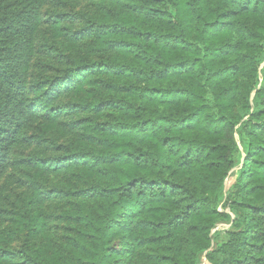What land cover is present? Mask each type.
Listing matches in <instances>:
<instances>
[{
  "label": "trees",
  "instance_id": "16d2710c",
  "mask_svg": "<svg viewBox=\"0 0 264 264\" xmlns=\"http://www.w3.org/2000/svg\"><path fill=\"white\" fill-rule=\"evenodd\" d=\"M67 1L84 8L51 22L63 67L32 87L44 1L0 0V177L39 119L70 137L18 162L36 189L0 209V264H264V0ZM66 173L85 182L57 245L40 184Z\"/></svg>",
  "mask_w": 264,
  "mask_h": 264
},
{
  "label": "rangeland",
  "instance_id": "374dc122",
  "mask_svg": "<svg viewBox=\"0 0 264 264\" xmlns=\"http://www.w3.org/2000/svg\"><path fill=\"white\" fill-rule=\"evenodd\" d=\"M44 5L41 9V16L46 21L43 23L39 33H37L33 45V53L30 60L28 71V86H34L44 77L54 75L58 68L63 67L65 51V38H57L56 33L51 28L53 17L58 15L64 19L66 15L70 16L74 12L82 10L83 4H76L75 1L64 0H43ZM64 4H61L63 3ZM70 16L62 25L70 32L78 30V22L70 20ZM55 53V54H54ZM53 54L54 57H50ZM264 71V61L260 66V76ZM261 78V77H260ZM32 89V88H31ZM33 97V96H31ZM74 102V101H73ZM61 107L71 106L72 99L68 96L59 101ZM69 106V107H70ZM113 115H108L104 120H110ZM73 119L65 118L63 123L74 126ZM46 125L45 119L36 121L32 128L24 134L25 143L16 147L11 152V167L0 177V209L4 211L16 210L20 207L24 199L29 198L35 192V185L30 178L29 169L18 164L21 160H27L33 155H42L49 159L61 157L63 145L67 146L70 140L69 136L45 133L43 131ZM236 138V137H235ZM237 139V138H236ZM239 145V142L237 141ZM235 169L227 177L222 190V201L218 206L220 212L230 215V222L234 215L230 212L229 204L231 201L227 198L225 188L233 183ZM81 180V181H80ZM85 181L79 179L76 175L66 173L61 176H52L46 183H41L40 188L45 196L43 210L49 219V235L52 241L57 245H63L71 235V228L61 222L58 215L66 208L75 205L76 201L65 198L64 193L72 186H80ZM9 222L0 224V230L8 228ZM230 226L227 223L219 224L212 233ZM21 238L11 245L14 250H18L21 244ZM202 264H205L203 260Z\"/></svg>",
  "mask_w": 264,
  "mask_h": 264
}]
</instances>
